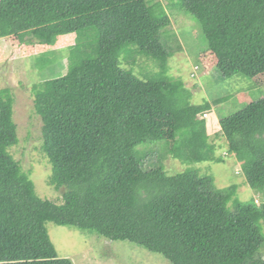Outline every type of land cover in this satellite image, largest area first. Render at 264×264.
<instances>
[{
	"label": "trees",
	"instance_id": "16d2710c",
	"mask_svg": "<svg viewBox=\"0 0 264 264\" xmlns=\"http://www.w3.org/2000/svg\"><path fill=\"white\" fill-rule=\"evenodd\" d=\"M185 12L200 23L205 56L214 55L223 79L264 83V0H0V38L54 47L76 36L62 52L75 67L61 75L63 56L42 52L44 79L33 88L60 204L39 197L10 154L19 144L15 98L0 89V264H73L59 257L48 223L130 242L171 264H264V98L253 92L211 130L256 193L241 200L238 185L218 188L191 168L224 161L203 117L212 106L193 104L182 80L152 85L122 68L167 59L180 45L173 22ZM170 154L187 170L169 175Z\"/></svg>",
	"mask_w": 264,
	"mask_h": 264
},
{
	"label": "rangeland",
	"instance_id": "374dc122",
	"mask_svg": "<svg viewBox=\"0 0 264 264\" xmlns=\"http://www.w3.org/2000/svg\"><path fill=\"white\" fill-rule=\"evenodd\" d=\"M178 18L172 28L180 45L170 51L167 59L161 61L140 57L134 62H123L122 68L132 70L138 78L152 85L163 82L162 77L182 80L192 92L193 104H212L213 113L208 115V129L212 141L217 144L216 156H223L224 161L192 164L191 168L198 169L201 175L213 176L218 188L238 185L237 196L247 200L256 196V193L245 183L241 164L236 162L234 156H227L226 140L214 139L211 130L212 127L215 131L220 130L219 118L231 116L249 104L253 92L264 98V83L254 88V79L242 76L223 79L214 55L205 56L208 44L200 23L187 12L178 15ZM25 41L24 37L0 38V89H11L15 98L14 121L18 126L19 138V144L9 152L22 170L29 173L39 197L60 204L62 191L49 185L53 171L42 148L43 124L34 108L33 88L42 84L44 79L40 71V53L55 52L63 56L58 62L61 75H66L75 67L76 63L69 59V54L62 52H67V48L75 43L76 36L60 37L54 47L29 45ZM38 62L40 66H37ZM162 71L166 72L165 76ZM47 75H50L49 71ZM261 81L264 82V78ZM171 146L174 148L176 145L171 143ZM164 166L169 175L182 173L188 168L171 154L165 158ZM47 229L59 257L70 259L73 264H171L162 255L130 242L112 241L97 233L61 227L54 223H48ZM261 257L264 258V251Z\"/></svg>",
	"mask_w": 264,
	"mask_h": 264
},
{
	"label": "clouds",
	"instance_id": "9594fccd",
	"mask_svg": "<svg viewBox=\"0 0 264 264\" xmlns=\"http://www.w3.org/2000/svg\"><path fill=\"white\" fill-rule=\"evenodd\" d=\"M209 104H210V103H209ZM210 105L212 106V104H210ZM211 111H212V110H211ZM211 111L205 113V114L203 115V117L206 118L207 120L210 119L208 115L213 113V112H211ZM211 116H212V118H216L215 115H211ZM211 116H210V117H211ZM219 119H220V118H219Z\"/></svg>",
	"mask_w": 264,
	"mask_h": 264
}]
</instances>
